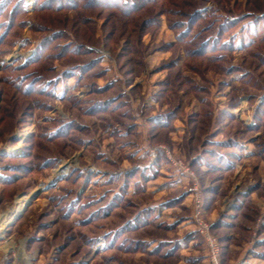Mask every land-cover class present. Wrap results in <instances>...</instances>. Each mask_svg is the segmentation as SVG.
Here are the masks:
<instances>
[{
  "label": "rangeland",
  "instance_id": "obj_1",
  "mask_svg": "<svg viewBox=\"0 0 264 264\" xmlns=\"http://www.w3.org/2000/svg\"><path fill=\"white\" fill-rule=\"evenodd\" d=\"M264 264V0H0V264Z\"/></svg>",
  "mask_w": 264,
  "mask_h": 264
},
{
  "label": "built area",
  "instance_id": "obj_2",
  "mask_svg": "<svg viewBox=\"0 0 264 264\" xmlns=\"http://www.w3.org/2000/svg\"><path fill=\"white\" fill-rule=\"evenodd\" d=\"M208 249H209V259L213 264H217V258L219 255V246L215 239L207 237Z\"/></svg>",
  "mask_w": 264,
  "mask_h": 264
}]
</instances>
